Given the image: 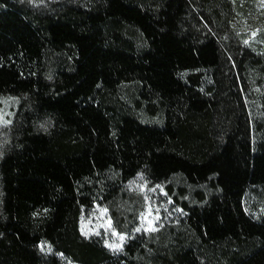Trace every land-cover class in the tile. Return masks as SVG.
Listing matches in <instances>:
<instances>
[{
  "label": "trees",
  "instance_id": "1",
  "mask_svg": "<svg viewBox=\"0 0 264 264\" xmlns=\"http://www.w3.org/2000/svg\"><path fill=\"white\" fill-rule=\"evenodd\" d=\"M219 2L0 0V97L19 99L0 152V264H264V217L246 207L264 188V90L256 103L248 86L264 64L214 23ZM140 173L211 191L114 254L81 216L102 204L131 233Z\"/></svg>",
  "mask_w": 264,
  "mask_h": 264
},
{
  "label": "rangeland",
  "instance_id": "2",
  "mask_svg": "<svg viewBox=\"0 0 264 264\" xmlns=\"http://www.w3.org/2000/svg\"><path fill=\"white\" fill-rule=\"evenodd\" d=\"M24 5L43 10H52L58 5L67 3H76L85 0H17ZM226 5H225V4ZM214 13V23L224 33L226 39L232 45L238 47H248L255 52V59H259L264 64V0H220ZM213 11V10H212ZM260 70V69H259ZM263 75L258 71H254L250 75L249 97L254 99L256 103L259 96L263 94L264 83ZM245 101L248 102V94L243 89ZM19 99L13 96L0 97V152L2 146L8 138L9 126L17 109ZM146 182L147 190L142 191L141 185ZM155 189V191H152ZM127 190L131 193V200L137 199L141 205L138 224L126 234L123 242L119 239V232L115 230L108 209L102 204L83 212L80 221L82 233L89 238H98L103 244L114 254H118L124 247L125 243L134 238L137 234H148L157 232L161 228L175 223L184 215V209L181 203L199 202L210 193L207 185L194 186L187 183L182 177L174 176L169 181L152 183L145 173L138 174L127 184ZM166 193V195H165ZM145 195L148 201H145ZM128 203H132L128 201ZM148 203L151 204L153 215L149 217L153 221V229L149 230L146 220H142L141 216L147 211ZM246 207L254 217L260 219L264 217V188L256 187L252 189L246 196ZM102 209H107L105 215L101 214ZM158 209V215H157ZM111 220L112 229L115 234L107 227V219ZM140 228V231L135 229ZM108 244H121L120 249L110 248ZM42 250H49V245L44 244ZM64 264H74L70 260L64 259Z\"/></svg>",
  "mask_w": 264,
  "mask_h": 264
},
{
  "label": "snow or ice",
  "instance_id": "3",
  "mask_svg": "<svg viewBox=\"0 0 264 264\" xmlns=\"http://www.w3.org/2000/svg\"><path fill=\"white\" fill-rule=\"evenodd\" d=\"M140 187H141V190H142V191H146V190H147L146 182H145L144 185H141ZM152 191H155V189H152ZM165 195H166V193H165ZM145 201H148V197H147V195H145ZM106 213H107V209H102V210H101V214H102V215H105ZM152 215H153V209H152V207H151V204L148 203V205H147V211H146L144 214H142L141 219L147 221L149 230H152V229H153V221H152L151 219H149V217H151ZM157 215H158V209H157ZM107 227H108L110 230H112V231L114 232V234H115V230L112 229V225H111V220H110V218L107 219ZM135 230H136V231H140V228H137V229H135ZM84 234H85V235H88V232H85ZM118 235H119V239H120V241L123 242V240L126 238V234L120 233V234H118ZM41 247H43V245H41ZM108 247H110V248H115V249H120V248H121V244H108ZM50 250H51V249L49 248V251H50ZM61 255H63V254H61Z\"/></svg>",
  "mask_w": 264,
  "mask_h": 264
}]
</instances>
